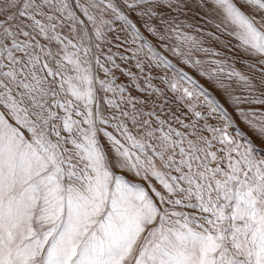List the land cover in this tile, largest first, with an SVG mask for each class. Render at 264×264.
I'll use <instances>...</instances> for the list:
<instances>
[{"label": "snow or ice", "instance_id": "snow-or-ice-1", "mask_svg": "<svg viewBox=\"0 0 264 264\" xmlns=\"http://www.w3.org/2000/svg\"><path fill=\"white\" fill-rule=\"evenodd\" d=\"M0 264H264V0H0Z\"/></svg>", "mask_w": 264, "mask_h": 264}, {"label": "rangeland", "instance_id": "rangeland-1", "mask_svg": "<svg viewBox=\"0 0 264 264\" xmlns=\"http://www.w3.org/2000/svg\"><path fill=\"white\" fill-rule=\"evenodd\" d=\"M197 12L200 13V16L204 15L203 10H200L199 8L194 6L193 10L191 12H187L185 16L180 17V19L185 20L186 23L194 25V27L192 29H186L188 31H191L193 34H197L195 32V27H197V26L203 27L204 26V21L200 20V16L196 15ZM196 21H200V23L196 24L195 23ZM208 27L210 28V26H208ZM145 34L147 35V33H145ZM148 38L150 40H152V42L154 44L157 43L155 38H153L151 36H149ZM233 43H235V41H233ZM216 47L219 49L220 45H216ZM107 50H108L107 48L104 49L105 52H107ZM159 50L162 52L163 55L167 56L168 59H170L173 62V64H175L177 67L183 68L185 71L189 72V74L192 75L194 78H196L200 84L204 85V87L209 90V92L220 102V104L223 105L229 111V113L233 117V120L236 122V125L243 132H245L246 135L248 137H250L255 144L259 145L262 143L260 138L257 137L255 135V133L251 129H249L248 126L246 124H244L239 119L238 115L236 114V112L234 110L235 106L229 101L227 95L222 90L218 89L211 81L207 80L205 77L199 76V74L196 72L195 69L189 67L188 65L183 64L181 62V59L177 56H174L170 51H167L166 49H163V48H160ZM113 51H115L114 47H113ZM197 55H199L201 58H203V54H197ZM236 67L240 70H243L244 65L242 63L238 62V63H236ZM169 75H171V73H169ZM121 80L125 82L126 87L130 86L127 84V81L124 78H121ZM233 87H235V85H233ZM235 94L241 95V93L239 91H237ZM163 100L166 101V106H165V109H164V112L162 113V115L167 116L169 113L175 112V114L177 116H179L181 119H185L184 112L186 111V109H184L182 104L175 99V95L173 93L167 92L166 96L163 98ZM174 126H178V125H174Z\"/></svg>", "mask_w": 264, "mask_h": 264}]
</instances>
